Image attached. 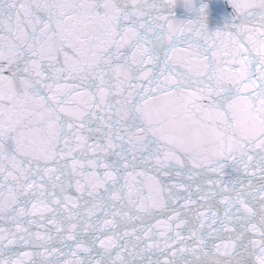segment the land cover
I'll use <instances>...</instances> for the list:
<instances>
[{"label":"snow or ice","instance_id":"snow-or-ice-1","mask_svg":"<svg viewBox=\"0 0 264 264\" xmlns=\"http://www.w3.org/2000/svg\"><path fill=\"white\" fill-rule=\"evenodd\" d=\"M229 3L0 0V264H264V0Z\"/></svg>","mask_w":264,"mask_h":264},{"label":"water","instance_id":"water-1","mask_svg":"<svg viewBox=\"0 0 264 264\" xmlns=\"http://www.w3.org/2000/svg\"><path fill=\"white\" fill-rule=\"evenodd\" d=\"M209 5L207 9L206 24L209 31L223 30L230 22L233 14V8L229 0H196V7L199 9L202 5ZM178 18H195L196 14H187L182 7L176 9Z\"/></svg>","mask_w":264,"mask_h":264}]
</instances>
